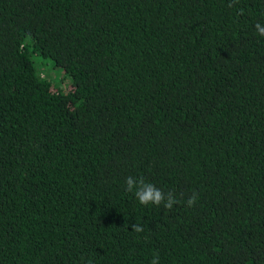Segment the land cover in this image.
I'll use <instances>...</instances> for the list:
<instances>
[{"label":"trees","instance_id":"16d2710c","mask_svg":"<svg viewBox=\"0 0 264 264\" xmlns=\"http://www.w3.org/2000/svg\"><path fill=\"white\" fill-rule=\"evenodd\" d=\"M257 23L264 0H0V264H264Z\"/></svg>","mask_w":264,"mask_h":264},{"label":"clouds","instance_id":"9594fccd","mask_svg":"<svg viewBox=\"0 0 264 264\" xmlns=\"http://www.w3.org/2000/svg\"><path fill=\"white\" fill-rule=\"evenodd\" d=\"M255 29L257 31V34L261 37H264V26H262L260 23L255 24ZM133 179L132 176H129L126 178L125 180V185L126 188L125 190L127 192L133 193L132 192V186H133ZM141 184L143 185V180H141ZM136 199L138 200V202L141 205H149V204H153V205H160L163 196L160 190H158L157 188H154L151 184L149 185H144L140 190L136 191L134 193ZM198 197L196 193H193L192 196H190L187 200V206L188 207H192L196 201H197ZM179 203V201L177 199H169L167 201V203L164 204V208L166 209H172L174 204ZM132 231H135L137 233L142 232L143 228L140 225L137 224H133L132 225ZM150 264H160L159 261V256L158 254H154L153 259L150 261Z\"/></svg>","mask_w":264,"mask_h":264},{"label":"rangeland","instance_id":"374dc122","mask_svg":"<svg viewBox=\"0 0 264 264\" xmlns=\"http://www.w3.org/2000/svg\"><path fill=\"white\" fill-rule=\"evenodd\" d=\"M33 63L39 68L42 77L58 87H65L70 82L69 77L60 68L54 67L51 60L32 56Z\"/></svg>","mask_w":264,"mask_h":264}]
</instances>
